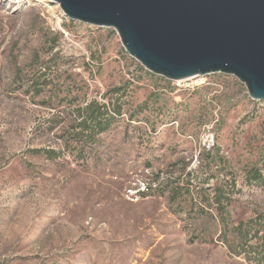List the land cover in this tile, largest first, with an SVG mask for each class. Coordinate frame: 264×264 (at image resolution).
<instances>
[{
	"label": "rangeland",
	"instance_id": "374dc122",
	"mask_svg": "<svg viewBox=\"0 0 264 264\" xmlns=\"http://www.w3.org/2000/svg\"><path fill=\"white\" fill-rule=\"evenodd\" d=\"M93 103L110 125L80 136ZM0 264H264V101L0 0Z\"/></svg>",
	"mask_w": 264,
	"mask_h": 264
},
{
	"label": "water",
	"instance_id": "95a60500",
	"mask_svg": "<svg viewBox=\"0 0 264 264\" xmlns=\"http://www.w3.org/2000/svg\"><path fill=\"white\" fill-rule=\"evenodd\" d=\"M71 21L113 28L150 73L237 78L264 101V0H51Z\"/></svg>",
	"mask_w": 264,
	"mask_h": 264
},
{
	"label": "trees",
	"instance_id": "16d2710c",
	"mask_svg": "<svg viewBox=\"0 0 264 264\" xmlns=\"http://www.w3.org/2000/svg\"><path fill=\"white\" fill-rule=\"evenodd\" d=\"M105 108H106L105 106H102L98 103L90 104L87 107V112L90 113V118L82 120L83 123L81 124L82 127L81 130L83 133L80 136H83L84 132L89 130V125L91 123L92 125H94L95 129H98V131H104L106 128H108L110 124L108 123V121L106 122V119H104ZM119 114L120 111L117 112V115ZM254 175H257V173L254 172Z\"/></svg>",
	"mask_w": 264,
	"mask_h": 264
},
{
	"label": "built area",
	"instance_id": "2783aa9c",
	"mask_svg": "<svg viewBox=\"0 0 264 264\" xmlns=\"http://www.w3.org/2000/svg\"><path fill=\"white\" fill-rule=\"evenodd\" d=\"M184 81H186V80L173 81V83H174L175 85H177V86H181V83H183ZM148 188H149V187H148ZM148 188H147V187H144V188L141 189L144 195L149 194L151 191H153V192L156 191L155 188H153V189H150V188H149L150 190H149Z\"/></svg>",
	"mask_w": 264,
	"mask_h": 264
}]
</instances>
